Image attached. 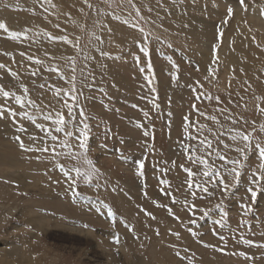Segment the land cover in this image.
Instances as JSON below:
<instances>
[{
	"label": "rangeland",
	"instance_id": "obj_1",
	"mask_svg": "<svg viewBox=\"0 0 264 264\" xmlns=\"http://www.w3.org/2000/svg\"><path fill=\"white\" fill-rule=\"evenodd\" d=\"M245 4L246 10L239 0H0V14L25 22L32 34L29 41L12 39L19 30L2 20L0 85L25 105L0 94V264H264V191L255 201L247 191L258 153L248 151L239 183L222 201L217 185H207L211 196L189 189L184 170L197 173L194 185L203 181V166L187 156L205 150L188 134L213 140L228 159H243L234 150L243 142H233L229 129L255 128L253 143L264 144V0ZM67 104L74 105V122L65 125L73 137L37 127H56L44 119L49 112L67 121ZM84 124L86 150L75 139ZM201 125L225 134L217 142L206 129L201 135ZM16 137L25 148L49 151H25ZM66 139L98 171L83 157L64 155ZM211 161L223 163L215 155ZM193 203L213 210L193 215ZM217 203L222 209H214Z\"/></svg>",
	"mask_w": 264,
	"mask_h": 264
},
{
	"label": "snow or ice",
	"instance_id": "obj_2",
	"mask_svg": "<svg viewBox=\"0 0 264 264\" xmlns=\"http://www.w3.org/2000/svg\"><path fill=\"white\" fill-rule=\"evenodd\" d=\"M45 3L48 2V0H44ZM85 2H87V0H85ZM130 2V0H129ZM239 3L241 4V6H243L245 8V10L247 9V5L245 4V0H239ZM91 7V5H89ZM138 11V10H137ZM228 13L229 16H231V14L233 13V9L231 7L228 8ZM262 14H264V10H262ZM7 26L6 24L0 22V29H6ZM45 35H47L50 39H62L65 40L67 43H71V41L68 40L67 37H52L51 34L45 33ZM21 36H23L25 39H28L27 35L25 33H16L13 32L12 33V39H18ZM29 59H31V57H29ZM74 63V60L72 61ZM36 63H41L39 60L36 61ZM4 65H0V68H3ZM50 71H56L59 73V69L57 68H52L49 69ZM75 71V69L73 68V72ZM36 73L33 72L32 75H35ZM13 76H16V73H12ZM72 80L74 82L75 77H72ZM21 87L24 89V92L27 93L28 89L26 86L21 85ZM62 90L61 89H57L56 90V94L59 95L60 92ZM73 91H75L74 87H73ZM0 94L3 95L4 98H14L16 103L19 104L21 106V108H24L25 105V101L21 98V96L15 95V93H10L9 91H5L3 89V86L0 85ZM71 99L74 101L76 99L75 96H72ZM209 99H211V97H209ZM217 101H219V97H216ZM28 104L32 105L33 107H36V105L34 104L33 101L29 100ZM68 107V112H69V119L66 121L65 117L63 115L62 112H56L55 115H53V113L49 112L48 114H46L44 116L45 120H51L53 122L54 125H56V127L53 128H45L43 125H37V127H39L42 131H45L46 134L51 135V133L53 131L60 133L63 132L64 136L66 138L69 137H73L74 133L71 131H66L65 130V125L66 124H70L74 122V117H73V108L74 105L72 104H67L66 105ZM7 111L9 112V114L15 118V116L17 115L16 112H14L12 109H7ZM261 112H264V108L260 109ZM4 112H5V108L0 105V118H3L4 116ZM19 115H22L24 117H26L27 119L33 120V122H35L34 118L26 111H22L21 113H19ZM81 115L83 116V111L81 110ZM201 115H205L204 113H201ZM208 119L216 122L217 124H219V121L217 119V117L215 116H210L207 117ZM231 117H229L230 119ZM185 120L187 121V117H185ZM233 123H236V121H233ZM247 123V122H245ZM255 123V122H253ZM221 128L223 127L222 125L220 126ZM206 129L214 138L217 142L220 141V137L222 135H224V132H216L211 128H208L207 125H201L200 128L198 129V131H200L201 135L203 134V130ZM261 132H264V125L260 126L259 129ZM20 131H25V129L21 128ZM256 131L255 128H253L252 132L249 133H244L241 131H238L236 129H229L227 130V132L230 134V138L233 142H238V141H242L243 142V147H236L234 150L238 153H240L241 157L243 159H228L227 156H225L221 150L219 148H213V140L208 139L207 137L200 139L199 136H193L191 134H188V139L189 140H198L199 146L201 148H203L204 154L202 156H196L195 152L196 149L192 148V151L188 153V160L191 161L192 163H199L200 165H202V169L200 170V176L203 177V181L200 183H195L194 185V181L191 179V177L196 176L197 173H194L191 168H185V172L188 173L189 179L186 181L189 189L193 188V186H195L196 189H198L200 192L202 193H207L208 195H213V193L209 192V188H208V184H214L217 185L219 188V191L222 193L220 199L221 201L223 200L224 197H226L232 190L233 187H235L239 181H240V176H241V171L244 169L245 167V161H247L248 159V151L250 150H255L258 153V159H259V163L257 165V169L255 171L251 172V176H250V186L248 187L247 191L248 193H250V197L253 201H255V199L257 198L258 192L264 191V144H262L261 142H259L258 140L253 143V133ZM185 132L187 133V126L185 127ZM145 135H147V133H145ZM52 140L56 141L58 139V137L56 135H52ZM17 140H20L19 137H16ZM75 139L78 141V147L79 149H83L86 150V142L88 139V125L84 124L83 125V129L80 130L79 135L75 136ZM20 147L22 149H24L25 151H41V152H48L49 149L47 147H42L40 149H34V148H25V145L23 143L22 140H20ZM62 148H67L69 149L68 152L64 153V155L74 159V160H79L82 157L86 160L87 164L92 165V171H98V169L95 168V166L92 164L91 160H87V153L86 151L84 152H76L72 150V145L70 143H68L67 139L65 140L64 143L61 144ZM185 147V151L187 152L188 149L191 147L190 145H186ZM230 146L228 144H224V148H229ZM52 153L54 155H59V153H56V149L55 147H53L51 149ZM213 155H215L216 159L219 161H222L223 163H221L219 166L215 163V161H211L210 159L211 157H213ZM62 167V166H61ZM141 168H143V165L140 166ZM183 167V165L181 166ZM78 176L83 175L85 178V182H90L91 181V174L88 173H81L79 168H74L73 169ZM139 175L143 176V172L141 171L139 173ZM225 176L230 177V181H226ZM73 179V183H75V178ZM162 183H166V181H162ZM71 187V186H70ZM74 195H78L77 193L74 192ZM192 197L195 199L196 198V191H192L191 192ZM202 198V197H201ZM174 200V198H173ZM175 202V200H174ZM186 206H187V202H185ZM222 203H217L214 205V209L216 210H220L222 209ZM245 209V212H249L251 211V208L248 205H244L243 206ZM189 210L193 213V215H195L196 211L199 210L200 212H202L204 215H208L209 212H211L213 209H197V205L195 203L191 204ZM169 213L171 214V209L168 210ZM147 215H151V213H146ZM226 215V214H225ZM153 219H155V217H152ZM177 219H179V217H176ZM189 223H196L195 220H191L189 221ZM189 231L191 232L192 230L189 229ZM157 234H159L157 232ZM193 235H196L195 232L192 233ZM178 235V233L176 234ZM221 239L223 240V237H221ZM116 243H119V239L116 238L115 240ZM246 244H251V241L248 240H244L243 241ZM262 247H264V245H261ZM177 255L179 256V253H177ZM241 255H245L244 253H241Z\"/></svg>",
	"mask_w": 264,
	"mask_h": 264
},
{
	"label": "bare ground",
	"instance_id": "obj_3",
	"mask_svg": "<svg viewBox=\"0 0 264 264\" xmlns=\"http://www.w3.org/2000/svg\"><path fill=\"white\" fill-rule=\"evenodd\" d=\"M60 3V2H59ZM261 3V2H260ZM27 4V3H26ZM8 5H9V3H8ZM45 5H46V3H45ZM256 5V4H255ZM259 5V4H258ZM257 5V6H258ZM56 6V5H55ZM60 6V5H59ZM76 6V5H75ZM253 6H254V3H253ZM260 6H262L261 4H260ZM46 7V6H45ZM57 7V10L58 11H60V7L58 8V6H56ZM61 7H62V3H61ZM39 8V7H38ZM257 8V7H256ZM260 9V8H259ZM37 10H39V9H37ZM62 10H64L63 8H62ZM69 11V10H68ZM67 12V11H66ZM71 14V13H70ZM242 14H243V12H242ZM54 15V14H53ZM56 15V14H55ZM54 15V16H55ZM62 15V14H61ZM72 15V14H71ZM74 15V14H73ZM64 16V15H63ZM254 16V15H253ZM258 16H260V15H258ZM11 16L9 15V14H7L6 12L4 13H1L0 14V21L2 22V20H4V19H6V20H9V22H11V24H12V27H14V28H16V29H18L19 31V33H25L26 35H27V37H28V41L31 39H29V37H30V34H31V31L29 30V28H28V26H27V24L25 23V22H22L21 20H18V19H16V18H14V20H12V18H10ZM75 17V16H74ZM72 18V19H75V18ZM113 17V16H112ZM255 17V16H254ZM50 18V17H49ZM66 20H68V19H66ZM71 20V19H70ZM70 20H68V22L70 21ZM240 20V19H239ZM26 21V20H25ZM72 21V20H71ZM183 21V20H182ZM181 21V22H182ZM6 22V21H5ZM8 22V21H7ZM41 22V21H40ZM61 22V21H60ZM76 22V21H75ZM54 23V22H53ZM41 24V23H40ZM60 24H62V23H60ZM66 24V23H65ZM68 25V24H67ZM30 26V25H29ZM62 26H64V25H62ZM50 27V26H49ZM68 27H69V25H68ZM64 28V27H63ZM43 29V28H42ZM51 29V28H50ZM39 30V29H38ZM61 30V29H60ZM65 30V29H64ZM173 30V29H172ZM183 30V29H182ZM262 30V32H264V29H261ZM35 31V30H34ZM67 31V30H66ZM50 32V31H49ZM54 32V31H53ZM31 36H32V34H31ZM35 36V35H34ZM36 39V38H35ZM35 39H33L34 41H35ZM37 40V39H36ZM115 41V40H114ZM116 42V41H115ZM126 44V43H125ZM49 50V49H48ZM151 52V51H150ZM257 54V53H256ZM247 55V54H246ZM248 56V55H247ZM238 57V56H237ZM243 58V57H242ZM96 61V60H95ZM234 63V62H233ZM244 63V62H243ZM235 64V63H234ZM245 65H246V63H244ZM242 65V64H241ZM240 65V66H241ZM242 67V66H241Z\"/></svg>",
	"mask_w": 264,
	"mask_h": 264
}]
</instances>
